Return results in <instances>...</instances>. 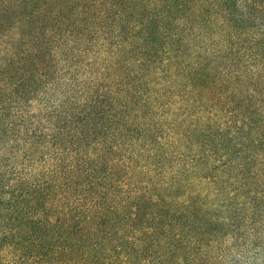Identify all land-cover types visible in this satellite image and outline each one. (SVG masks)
Here are the masks:
<instances>
[{
  "label": "trees",
  "instance_id": "obj_1",
  "mask_svg": "<svg viewBox=\"0 0 264 264\" xmlns=\"http://www.w3.org/2000/svg\"><path fill=\"white\" fill-rule=\"evenodd\" d=\"M0 264H264V0H0Z\"/></svg>",
  "mask_w": 264,
  "mask_h": 264
}]
</instances>
